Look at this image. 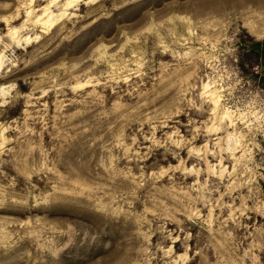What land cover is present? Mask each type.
I'll return each instance as SVG.
<instances>
[{"label":"rangeland","instance_id":"374dc122","mask_svg":"<svg viewBox=\"0 0 264 264\" xmlns=\"http://www.w3.org/2000/svg\"><path fill=\"white\" fill-rule=\"evenodd\" d=\"M264 0H0V264H264Z\"/></svg>","mask_w":264,"mask_h":264},{"label":"trees","instance_id":"16d2710c","mask_svg":"<svg viewBox=\"0 0 264 264\" xmlns=\"http://www.w3.org/2000/svg\"><path fill=\"white\" fill-rule=\"evenodd\" d=\"M251 51L255 52L262 60H264V41H254Z\"/></svg>","mask_w":264,"mask_h":264}]
</instances>
